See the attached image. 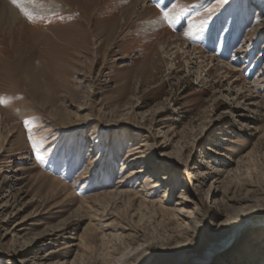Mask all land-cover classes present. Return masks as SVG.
Masks as SVG:
<instances>
[{
    "label": "rangeland",
    "instance_id": "obj_1",
    "mask_svg": "<svg viewBox=\"0 0 264 264\" xmlns=\"http://www.w3.org/2000/svg\"><path fill=\"white\" fill-rule=\"evenodd\" d=\"M26 7L0 0V69L38 80L0 87V264H264V233L219 238L217 209L249 195L241 223L264 213V0Z\"/></svg>",
    "mask_w": 264,
    "mask_h": 264
},
{
    "label": "bare ground",
    "instance_id": "obj_2",
    "mask_svg": "<svg viewBox=\"0 0 264 264\" xmlns=\"http://www.w3.org/2000/svg\"><path fill=\"white\" fill-rule=\"evenodd\" d=\"M144 7H148L147 6V4H145V6ZM216 29V28H215ZM15 39V38H14ZM210 41L211 42H215V37H214V31H213V34L211 35V37H210ZM16 43V42H15ZM18 45V44H17ZM15 46H16V44H15ZM13 47V48H18L17 46L16 47ZM164 48V47H163ZM165 51H166V48H165ZM193 52L195 53V52H197V50H193ZM189 54H191V51H189L188 52ZM198 54H200V53H198ZM192 56H193V54H191ZM63 58V57H62ZM199 58H201V57H199ZM64 59V58H63ZM196 59V58H195ZM50 61V60H49ZM202 61V60H201ZM222 66H223V68L225 67V69H227V65L226 64H222ZM7 69V68H6ZM6 69H0V87L1 88H3L4 89V87L6 86L7 87V89H9L10 91H12V90H14V92L16 93V92H19L18 91V89H19V87H17V84H24V86L25 87H29L28 85H30V89H28L27 91L33 96V97H35L36 95H37V93L38 92H36L35 91V89H32L31 87H32V85H33V83L34 84H38L37 83V74H35L33 71V73L31 74V76H30V80L27 78V74L29 75V73H31V72H29V71H27L26 73H23V77L20 79V81H16L17 82V84H16V86L14 85L15 83H14V76H13V74L11 73V72H9L8 70H6ZM38 69H39V67H38ZM212 69L213 68H211V69H209V73H211L212 72ZM40 70V69H39ZM39 70H38V74H39ZM228 71V70H227ZM232 71H234V70H229L228 72V74H232ZM25 72V71H24ZM29 72V73H28ZM36 73H37V71H36ZM14 77V78H13ZM44 77H46L45 78V80H44V84H46L47 83V81H46V79H47V76H45L44 75ZM49 77H50V75H49ZM40 81V80H39ZM49 82V81H48ZM5 83V84H4ZM47 84H49V83H47ZM17 87V88H16ZM22 87V86H21ZM34 88V87H33ZM21 92V91H20ZM16 94H18V93H16ZM14 95V94H13ZM16 96V95H15ZM15 96H14V98H15ZM12 97V96H11ZM2 109V108H1ZM0 114H1V111H0ZM0 125H2V121H1V119H0ZM141 148L142 147H135L134 149H131L132 151L131 152H133L132 154H131V157L130 158H133V160H131V161H136V160H139V159H144L145 158V153H143L142 151H140L141 150ZM130 152V153H131ZM129 158V159H130ZM92 164V163H91ZM139 173H146V172H144V171H142V170H138V171H133V172H131L130 173V175H129V177H128V179H131L132 177H133V175H137V174H139ZM85 176V175H84ZM85 179H87V177L85 176V177H81V181L82 180H85ZM163 180H165L166 178H162ZM126 183V182H125ZM125 183L123 182V184H122V186L119 188V190H118V192H117V195H124L125 193L127 194V191H125ZM147 184V182L145 183V185ZM147 186H149V184H147ZM159 187H161L159 184H156L154 187H152V189L153 188H159ZM150 189V188H149ZM117 191V190H116ZM115 191V192H116ZM110 194V193H109ZM113 195H115V193L113 192L112 193ZM129 194V193H128ZM106 195H108V194H106ZM111 195V194H110ZM115 197V196H114ZM113 197V198H114ZM168 196H167V190L165 189V191H164V198H162L163 199V201H164V199L165 198H167ZM178 203L176 204V209H175V212L177 213V216L179 215L180 216V218L181 217H183V219L184 218H186V219H188V218H191L192 216V214H193V212L195 211V210H197V211H199V206H198V204H196V202H198V201H192V200H190L189 198H186L185 197V195L184 194H181L179 197H178ZM199 200V202L201 203V206H202V204H203V207L205 206V205H209V204H211V203H209L210 201H206L204 198H199L198 199ZM228 200H229V203L231 202V203H233L234 205L233 206H231L230 204V206H231V208H233V211H234V213H233V215L232 216H230V215H228V214H226V212H224V214H223V212H222V209L221 208H217L218 209V211L223 215V220H222V229H221V232H220V234H219V238L220 237H222L223 235H231L232 237H234V238H237V237H239V233L240 232H242L243 231V233L241 234V236L242 235H247L248 233L249 234H259V232H261V236H259L260 238L259 239H261L263 236H262V233H264V231H262V227L264 226V213H263V216L261 217V219H258L256 222H250V221H245V222H242L241 223V219L242 218H245V217H247L248 215H250V214H253V213H255V212H258V209H259V207L256 205V203H257V200L254 198V197H251V196H249V195H247V197L245 196V197H243V198H236V197H231V198H228ZM163 201H161V204H159L160 206H162L163 205ZM195 202V203H194ZM194 205V208L192 209V210H189V205ZM256 205V206H255ZM209 207H212V206H210L209 205ZM163 208V207H162ZM230 208V207H229ZM228 208V209H229ZM176 216V215H175ZM59 231H56L53 235H56V233H58ZM260 235V234H259ZM254 236V235H253ZM44 237H41V236H38V237H36V238H34L33 240H32V243L29 245V247H34V246H36L38 243H39V241L41 240V239H43ZM258 238V237H257ZM30 243V242H29ZM257 247H264V242H259L258 243V245H257ZM183 248V247H182ZM243 250L244 252H245V254H248V253H250L251 252V250H252V248L250 247V245H248V242L246 243V241L244 242V243H240L237 247H236V252H235V254L238 256L239 254H240V252H238V250ZM135 251H137L136 249L133 251V252H135ZM141 251V250H140ZM145 252V251H144ZM147 252V251H146ZM133 254V253H132ZM141 254H145V253H141V252H139V251H137V252H135V254L133 255V260H132V264H138V262L140 261V258H141ZM234 254V255H235ZM49 255V254H48ZM46 257V256H45ZM239 257H240V255H239ZM253 257H257V255L255 254V255H253ZM218 262V264H225L226 263V260L225 261H222V260H220V259H218L217 260ZM140 263V262H139ZM186 263V262H185ZM31 264H39V263H31ZM188 264V263H187Z\"/></svg>",
    "mask_w": 264,
    "mask_h": 264
},
{
    "label": "snow or ice",
    "instance_id": "obj_3",
    "mask_svg": "<svg viewBox=\"0 0 264 264\" xmlns=\"http://www.w3.org/2000/svg\"><path fill=\"white\" fill-rule=\"evenodd\" d=\"M11 2L15 7H17L20 10V12L29 21L34 19L32 12H30L28 7H26V4L33 2V0H11ZM170 11H171V9H167V10L163 11V17L165 20H171Z\"/></svg>",
    "mask_w": 264,
    "mask_h": 264
}]
</instances>
